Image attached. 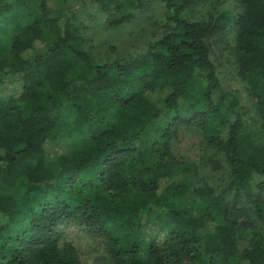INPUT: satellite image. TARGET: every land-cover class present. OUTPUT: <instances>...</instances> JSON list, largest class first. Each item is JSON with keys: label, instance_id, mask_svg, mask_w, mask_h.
Segmentation results:
<instances>
[{"label": "trees", "instance_id": "trees-1", "mask_svg": "<svg viewBox=\"0 0 264 264\" xmlns=\"http://www.w3.org/2000/svg\"><path fill=\"white\" fill-rule=\"evenodd\" d=\"M28 1L0 0V264H79L73 246L59 244L65 224L98 235L109 264H230L239 229L231 198L243 196L264 221V0H239L237 17L210 4L203 22L185 16L196 0H158L167 30L140 52L99 63L71 11L49 17V0H36L35 14L25 13ZM96 1L114 27L145 0ZM233 21L249 110L233 91L213 98L205 40ZM216 125L224 136L206 141L223 155L226 185L175 178L168 155L178 127ZM48 141L67 145L54 169ZM155 214L161 234L148 224ZM240 257L264 264L258 233Z\"/></svg>", "mask_w": 264, "mask_h": 264}, {"label": "rangeland", "instance_id": "rangeland-1", "mask_svg": "<svg viewBox=\"0 0 264 264\" xmlns=\"http://www.w3.org/2000/svg\"><path fill=\"white\" fill-rule=\"evenodd\" d=\"M35 2L36 0H29L27 5L22 7L25 13L35 14ZM210 4H213L217 10L231 13L234 17L242 12L239 0H196L185 12V16L197 21H206ZM60 8L71 11L76 21L83 25L82 48L92 63L140 52L149 41L158 38L167 30L164 22L167 12L158 0H145L142 8L134 11L129 19L114 27L105 25L104 17L109 9L100 6L96 0H49L47 2L49 17ZM236 32L237 24L233 21L205 40L218 79V87L213 98L217 99L218 95L225 91H233L238 97L239 104L249 110L255 99L246 82L238 74ZM168 119L169 115L160 116L153 121L152 127L164 124ZM225 130V126L219 125L205 129L179 126L176 137L169 143V161L178 166L173 176L183 178L193 186L205 185L213 189L225 186L228 181L227 164L222 153L206 141L209 133H217L223 137ZM44 149L46 166L54 169L55 155L66 151L67 145L63 142L48 141ZM231 199L236 202V211L233 210L232 216L239 224V229L236 254L230 259V264H248L240 257L241 251L248 246L253 232L258 233L264 243V221L254 213L253 206L243 196H235ZM151 217L153 218L148 222L149 226L161 234L164 228L162 221L156 214ZM58 230L59 244L70 243L79 264H109L102 239L84 225L65 224L59 226Z\"/></svg>", "mask_w": 264, "mask_h": 264}]
</instances>
